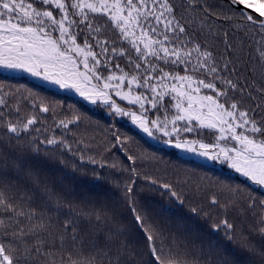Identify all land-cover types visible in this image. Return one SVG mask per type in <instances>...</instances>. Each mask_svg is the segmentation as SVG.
Here are the masks:
<instances>
[{"label":"snow or ice","instance_id":"obj_1","mask_svg":"<svg viewBox=\"0 0 264 264\" xmlns=\"http://www.w3.org/2000/svg\"><path fill=\"white\" fill-rule=\"evenodd\" d=\"M221 4L227 10L207 0H0V70L72 93L112 119L127 118L154 141L241 177L243 188L217 185L223 202L211 195L210 206L225 213L213 230L246 253L247 264H264V199L248 188L264 195V115L257 117L264 112V0ZM218 22L260 40L244 53L243 41L230 42L228 32L220 38ZM41 114H51V123ZM81 120L0 84V264L38 257L41 264H238L220 240L194 238L163 219L162 205L138 194L143 179L146 194L183 204L180 184L190 185L191 177L173 183L142 174L154 158L132 154L129 137L118 132L107 143L79 134L69 141ZM57 150L77 157L96 180L104 175L98 168L123 176L109 172L113 182L103 199L62 223L61 209L73 204L34 167L41 151ZM121 154L123 160L111 159ZM37 193L43 211L32 204Z\"/></svg>","mask_w":264,"mask_h":264},{"label":"trees","instance_id":"obj_2","mask_svg":"<svg viewBox=\"0 0 264 264\" xmlns=\"http://www.w3.org/2000/svg\"><path fill=\"white\" fill-rule=\"evenodd\" d=\"M176 2L179 4L180 0H176ZM207 3L213 5L216 9L224 7L227 10V6L221 4V0H207ZM100 22L103 23V19ZM217 27L221 28V39H223V33L228 32V40L230 42L238 44L243 41L244 53L248 52L249 45L255 48L256 41L260 40V36L255 32H248L245 35L243 31L236 32L226 24L221 26L220 22L217 23ZM215 47L218 52H221L224 45L217 43ZM121 63L123 64L124 62L121 61ZM0 84H3L6 88H18L25 96L31 93L37 102L43 101L52 104L56 109L57 115L62 116L65 113L71 114L72 112L79 113L82 117L81 123L79 127L73 126V134H69L66 137L69 141L76 139V134H79L81 137L86 136L89 139L95 137L97 144L107 143L111 133L118 132L129 137L126 147L132 154L147 153L154 158L151 162H145L146 167L141 169L142 174L147 173L157 179L173 183L178 178L183 181L191 177L190 185L180 184V187L185 188V202L183 204L166 196H160L158 193L146 194L143 190L146 181L143 179L138 180V194L152 200L154 205H162L166 210L163 219L172 225H176L179 222L185 229L190 230L194 238L204 241L205 244L209 240H220L232 254L228 258L230 262L235 259L238 264H247V254L240 251L235 244L224 240L222 231L216 232L213 230V224L224 218L225 213L220 208L211 207L209 203L213 194L220 198L222 202L225 199L226 193H222L217 185H240L243 188L246 181L241 177L224 166L220 168L211 167L198 160L184 157L171 149H166L157 142L149 141L124 120L110 118L102 108L88 106L75 97L44 87L27 77L0 73ZM253 94L256 95V93ZM253 103H260V101L257 99ZM41 115L47 116L49 118L48 123H51V114ZM261 115H264V112L258 110L257 117L259 118ZM59 131L57 130V132ZM91 151L95 152L97 148L93 147ZM108 155L105 153L106 157ZM111 159L123 160V155L121 154L119 157L113 156ZM34 167L41 174L42 179L50 185H54L57 191L63 192L73 204L71 209L68 207L61 209L59 215L61 223L65 217L79 219L76 213L80 208L87 209L92 202L102 200L103 196L101 194L107 193L113 182V177L109 175V172H113L112 169L98 168L97 172L103 171L104 175L102 179L96 180L90 171L84 172L81 170L80 161L77 157L67 153L61 154L58 150L55 153L41 151L35 157ZM92 167V165L88 164L83 165L84 169H91ZM113 175L120 176L121 180H123V176L120 173L113 172ZM197 184L201 186V191H192L191 189ZM248 188L251 189V194L257 200L264 199V195H261L258 189L251 185H248ZM248 194V191H244L243 197L246 198ZM32 204L38 211L44 210V203L39 193H37ZM192 207L201 208L202 213L200 215L193 214L191 212ZM160 210L159 207L154 208V212L157 214ZM226 215L230 221H237L231 211H228ZM53 219L55 220L56 217ZM250 222L251 217L249 216ZM253 239L255 240L257 237H253ZM41 260L42 258L38 257L31 264H41Z\"/></svg>","mask_w":264,"mask_h":264},{"label":"rangeland","instance_id":"obj_3","mask_svg":"<svg viewBox=\"0 0 264 264\" xmlns=\"http://www.w3.org/2000/svg\"><path fill=\"white\" fill-rule=\"evenodd\" d=\"M0 73L6 74V75H11V76H24V77H27L28 79H30V80H32V81H34V82H36V83L42 85V86H44V87H47V88H49V89L55 90V91L60 92V93H63V94L70 95V96H72V97H75V98L81 100L79 97L75 96V95L72 94V93L65 92V91H63V90H59V89H57L55 86H52V85L46 84V83L43 82V81H40V80H38V79H35V78H32V77H29V76H27V75H25V74L10 73V72L4 71V70H0ZM81 101L84 102L83 100H81ZM84 103H85V102H84ZM85 104H87V103H85ZM87 105L93 107L92 105H89V104H87ZM120 119H122V120H124L125 122H127L128 125H130L132 128L136 129L139 133H141L142 135H144L145 138H147L149 141L157 142V141H154V140L150 139V138L147 137L144 133H142V132L139 131L136 127H134V126L128 121L127 118H120ZM157 143H158L160 146H162V147H164V148H166V149H171V150L175 151L176 153H178V154H180V155H182V156H184V157H187V158H190V159H194V160H198V161H200V162H202V163L208 164V165L211 166V167H217V168L222 167V165H220V164H218V163H213V162H210V161L205 160L204 158L197 157V156H194V155H191V154H186V153H184V152H181V151H179V150L173 149V148H171V147H167V146H165L164 144H162V143H160V142H157ZM224 167H225V166H224Z\"/></svg>","mask_w":264,"mask_h":264}]
</instances>
